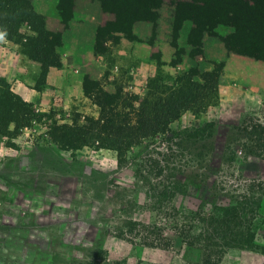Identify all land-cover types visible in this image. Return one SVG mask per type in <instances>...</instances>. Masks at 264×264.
Listing matches in <instances>:
<instances>
[{"label": "rangeland", "instance_id": "obj_1", "mask_svg": "<svg viewBox=\"0 0 264 264\" xmlns=\"http://www.w3.org/2000/svg\"><path fill=\"white\" fill-rule=\"evenodd\" d=\"M0 1L7 4L10 0ZM57 1L35 0V7L48 19L55 18ZM77 1L80 25L91 0ZM163 1L156 28L149 22L135 26L142 40L132 42L138 47L137 54L120 34L107 41L98 39V29L114 21L109 13L104 17L94 10L87 13L91 20L100 21L92 26L93 40L88 36L90 28L86 33L65 31L59 54L76 63L70 73L77 79L71 75L69 81L61 78L56 90H49L43 101L33 103L35 111L45 116L33 121L15 140L11 136L0 143V264H264L260 251L204 242L190 246L186 242L196 241L204 232L205 224L194 214L204 215L210 203L230 204L241 194L264 195V158L256 148L264 142V62L228 54L224 43L209 35L204 38V55L191 58L187 37L192 24L186 22L178 41L186 54L181 63L173 64L176 56L170 35L174 6L173 0ZM217 32L226 36L233 30L220 26ZM20 33L28 34L29 30L23 26ZM162 47L172 51L167 62ZM88 48L95 51L96 62L84 63L81 55ZM17 49L21 51L20 45ZM158 54L165 63L162 67L155 58ZM220 62L225 67L214 102L200 114L188 111L175 118L170 133L131 149L123 166L111 150L72 153L50 142L52 124H73L77 119L81 122L84 117L98 116V107L84 96L78 77L83 81L90 75L109 92L122 89L124 95L143 99L160 74L171 84L170 76L176 78L191 68L211 71ZM26 66L28 77L37 83L40 66L28 62ZM208 124H213V130L205 139L183 141L175 137L174 133L185 128ZM12 141L18 146L15 150L6 146ZM142 161L147 163L146 170L153 162L156 169L171 171L179 180L187 177L185 182L193 186L166 202L163 210L154 211L150 185L162 180L155 174L147 180L145 172L137 178L135 171ZM253 221V228L262 230L257 236L264 244V215ZM178 229H183L184 235ZM99 246L104 250L96 251Z\"/></svg>", "mask_w": 264, "mask_h": 264}, {"label": "trees", "instance_id": "obj_2", "mask_svg": "<svg viewBox=\"0 0 264 264\" xmlns=\"http://www.w3.org/2000/svg\"><path fill=\"white\" fill-rule=\"evenodd\" d=\"M101 4L105 13L114 16V21L98 29V39L107 41L108 37L120 34L130 42H141L135 32L136 24L149 22L156 28L164 1L101 0ZM172 4L174 10L170 44L176 56L173 64L181 63L186 54L178 42L186 22L192 24L187 37L191 58L204 55V38L209 35L219 38L228 54L264 62V0H173ZM55 17L66 30L69 29L75 17V0H58ZM23 26L28 28V34L20 33ZM220 26L231 28L233 32L220 36L217 32ZM0 27L3 38L20 45L22 54L40 66L35 88L38 91L44 90L50 69L62 66L59 49L63 46V34L48 28L47 16L37 11L35 0H10L7 4L0 1ZM150 44L154 45V41ZM155 58L158 59L159 67L165 64L160 54ZM224 67V62L215 63L211 71L203 73L198 68H191L176 78L170 76V81H174L171 84L160 74L153 79L152 87L143 99L124 95L122 89L109 92L99 80L85 75L82 81L84 96L98 107V116L84 117L81 122L77 119L73 124H52L50 142L58 149L72 153L87 149L111 150L117 154L119 165L123 166L131 149L140 147L144 141L159 134L170 133V125L175 118L188 111L195 114L204 112L218 97ZM33 107L34 104L18 95L6 79H0V143L11 136L15 140L24 129L31 128L33 121H40L45 116L37 113ZM11 126H14L13 130ZM212 130L213 124H208L203 128H185L174 134L183 141L202 140L206 136L210 137ZM6 146L18 148L15 141ZM256 148L259 150L258 155L264 158V142L256 145ZM150 163L153 165L148 166L149 170H146L147 163L142 161V164H138L135 176L141 178L145 172L147 180L153 174L161 177L162 181L150 185L149 193L154 204L153 210H163L166 202L184 195L193 185L185 182L187 177L179 180L170 174L171 171L156 169L154 163ZM208 208L209 211L204 212V215L194 214L206 227L196 241H186L188 245L204 242L212 246L264 253V244L259 242L257 236V232L262 230L253 228V220L264 215V195L241 194L230 204L212 202ZM190 219L193 220L192 217ZM144 230L147 232L148 228L144 227ZM179 230L184 235L183 229ZM102 250L104 246L96 249ZM88 264H93V261Z\"/></svg>", "mask_w": 264, "mask_h": 264}, {"label": "crops", "instance_id": "obj_3", "mask_svg": "<svg viewBox=\"0 0 264 264\" xmlns=\"http://www.w3.org/2000/svg\"><path fill=\"white\" fill-rule=\"evenodd\" d=\"M77 4H78V1L75 0V11H76L75 17H74V20L71 22L69 29L72 32L75 31V33H78L79 31H85L86 33L90 28V31H88V33L90 34H88V36H90L91 39L93 40L95 36V31L93 30L92 26L95 24L98 25L100 21L97 20V18H93L91 20L90 16L88 17L87 13H89L91 10H94L98 12L99 15L102 17L107 16L109 14L103 11L102 4L100 3L99 0H91L85 11L86 14L83 17V22H80L81 24L79 25L77 22L78 20ZM47 25L50 30L61 32L63 36L66 35L65 33L66 29L64 28L60 20L57 19L56 17L55 18L52 17L49 19L47 18ZM123 40L124 39H122V44H123L122 47L125 48L126 45L124 44L125 41ZM11 44L13 43L2 37V46H0V63L2 64V66H0V69H1L0 76L6 79L13 86L14 91L18 95H20L25 101L29 103H34V104L39 103L44 100V96H46V93H48L49 90L50 91H52L51 89H53V91L56 90L55 89L56 84L60 83L61 78L63 79V81L71 80L72 79L71 76L72 77L74 76V78L77 79V76H75L74 73L72 74L70 73L71 71L74 70L73 68L75 67L76 63L66 61V59L62 57L61 58L62 68H51L48 73V77H47V87L42 91H37L36 88H34L35 87L34 84H36L35 79L33 80V78L28 77V71L26 70V67H27L26 62L32 63L35 67L39 65L30 60L28 61V59L22 54V52L19 51V49H17L18 45L16 44L11 45ZM129 44L131 45V47H134L135 54H137L138 47L134 45L132 42H130ZM106 46L109 50L108 52H110L112 48L111 42L106 44ZM161 50L164 56L163 60L166 62L169 61L172 55L171 49L167 47H162ZM81 56L83 57L84 63L96 62V54L93 49H89V48L86 49L85 52ZM141 58L144 59L146 58V56H142ZM36 70H35V73L37 74L38 70L37 71ZM78 80L81 84L80 87L82 88L83 83L79 79V77H78ZM82 91H83V88H82ZM11 129L13 130L14 126H11ZM3 146L5 147V149L8 148L4 144Z\"/></svg>", "mask_w": 264, "mask_h": 264}]
</instances>
